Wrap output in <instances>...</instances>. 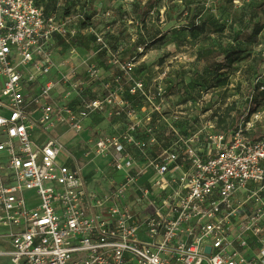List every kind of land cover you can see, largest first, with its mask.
I'll list each match as a JSON object with an SVG mask.
<instances>
[{
    "label": "built area",
    "instance_id": "built-area-1",
    "mask_svg": "<svg viewBox=\"0 0 264 264\" xmlns=\"http://www.w3.org/2000/svg\"><path fill=\"white\" fill-rule=\"evenodd\" d=\"M75 20L39 0H0V258L264 264V137L250 135L263 112L246 111L229 130L216 132L210 121L183 136L174 125L182 111L171 121L167 74L137 77L135 58L119 55L126 42L114 45L88 26L94 53L117 69L101 71L78 53ZM60 41L69 44L65 55ZM99 112L126 127L96 132L93 151L124 172L97 189L54 132L65 125L82 133ZM148 169L153 175L139 183Z\"/></svg>",
    "mask_w": 264,
    "mask_h": 264
},
{
    "label": "rangeland",
    "instance_id": "rangeland-1",
    "mask_svg": "<svg viewBox=\"0 0 264 264\" xmlns=\"http://www.w3.org/2000/svg\"><path fill=\"white\" fill-rule=\"evenodd\" d=\"M49 1L39 0L40 3H44L59 15L76 17L75 21L79 32L75 40L76 43L75 41L73 43L75 45L78 42L83 43L82 49L86 48L88 53L95 52L97 48L94 36L86 30L88 26L107 32L108 38L114 45L126 42L122 53L119 54L123 59H125L124 55L128 51L127 49L130 48L129 44L133 43L131 36L136 33L137 27V31H139L141 27L148 29L161 25L171 30V41H168V45L164 44L167 40H163V37L151 43L158 42L159 46L155 47L150 57H152L153 63L161 62V60L169 62L173 69L169 80L171 87L178 84L180 87H173L172 90L176 92L179 90V93L176 94H186L190 97V104L182 108L177 107L178 110L185 111L182 117L174 122L182 135L186 136L185 134H188L190 130L192 132L198 130L204 125V122L210 121L215 124L216 132L229 130L237 124V117L241 118L248 110L263 112L258 127L264 133V89L261 88L264 86V64L257 70L254 62V56L259 51H264V28L257 41L247 40L253 29V23L249 21L248 17L252 16L254 21L264 23V0H161L152 4L151 7L143 3L145 0H125L131 4L123 8L117 6L110 9L103 6V3L99 4L101 1L95 5L93 0H54L60 4L48 6ZM255 5L259 6L257 10L252 8ZM107 10L110 14H107ZM107 16H111L110 22L116 25L111 32L108 30L110 22L105 19ZM234 16L238 17V21L234 22ZM130 17L131 19L136 18L138 21L132 19L133 22H130ZM204 19L210 23V26L204 31L195 30L193 24ZM163 20L166 24H160V21ZM151 44L148 45L149 48L152 46ZM208 45H214L226 51L240 49L242 51L241 59L234 64L232 69L202 65L196 61L197 50ZM68 49L69 44L66 41H60L59 52L65 55L68 53ZM82 49L78 47V53L81 55H83ZM162 49L165 51L171 49V54L166 55V52L160 51ZM95 53L92 54L93 63L101 71L109 70L106 67L112 64L109 63L108 58H105L103 53ZM137 68L138 65L135 70ZM135 70L134 74H136ZM110 71L115 74L117 69L111 68ZM224 79L226 83L218 85L219 81ZM99 86L97 82L91 95L95 96L100 93ZM215 87L218 89H213ZM207 93L210 95V102L201 104L199 100ZM175 106L172 99L171 109H173L172 107L176 108ZM207 109H211L208 114H205L204 117L199 116ZM172 115L174 113L171 114V121H173ZM38 116L39 114H36V117ZM91 118L88 123H92L93 126L94 122V127L92 130L87 128L84 131L87 133L86 140L83 139L85 144L80 151H72L79 156L82 175L87 179L89 185L92 187L98 184L95 188L99 189L101 181L108 182L109 178L122 177L124 172L114 168L110 155H97L93 151L96 132L98 131L99 135L116 133L126 127V120L98 113L93 114ZM75 133L69 137V140L63 136L61 138L67 150H70L72 145L80 140V135H78L80 133ZM136 157L141 161L146 159L138 153ZM100 175L104 178L94 182V177ZM152 175V170L148 169L141 174L139 183L145 182ZM0 264L12 263L7 257L0 258Z\"/></svg>",
    "mask_w": 264,
    "mask_h": 264
},
{
    "label": "crops",
    "instance_id": "crops-1",
    "mask_svg": "<svg viewBox=\"0 0 264 264\" xmlns=\"http://www.w3.org/2000/svg\"><path fill=\"white\" fill-rule=\"evenodd\" d=\"M133 1H135V0H133ZM146 1L147 0L143 1V3H145ZM165 1H167V0H165ZM49 2L50 3H49L48 6H54V5L58 6L60 4V3H58V1H54V0H51ZM93 3L95 5L98 4V3L99 4L103 3V6L109 7L107 9H110V8H113V7H117V6H120L121 8H123V7L128 6V5L131 4V3H127L125 0H93ZM164 7H166V6H164ZM49 9H51V8H49ZM108 11L109 10H107V12ZM105 19H106V21L110 22L112 20V17L111 16H107ZM132 19L136 20V22L138 21L136 18H132ZM132 19L130 17L129 21L133 22ZM125 22H126V20H125ZM160 24H166V22H164V20H163V21H160ZM115 26H116L115 24L110 22V24H108V30L111 32L115 28ZM128 30H130V29H128ZM137 30H138V27L136 29V33L132 34V36H131L133 43L129 42L130 43L129 44L130 48L127 49L128 51L124 55L126 60L135 58V61H136L137 65H138L137 70H135L136 76L137 77H141V78H143L145 80H149V79H154V78L156 79L157 77H161L162 78L164 73H166V74L169 73L168 76H166V78L164 79V81L167 83L168 92L171 95V98L173 99L174 104L176 105L175 106L176 108L172 107L173 109H171V114L174 113L176 110H178L177 107H181L182 108L183 106H186V105L190 104L191 103L190 97H188L186 94L185 95L176 94V93H179V90L177 92L172 90L173 87H178V88H180V87H179V84L178 85H173V87H171V82L169 81L171 79V70H173V69H171V64L169 62H165L164 60H161V62L158 61L157 63H153V59H152V57H150L151 53L155 50V47L159 46L158 42L155 43V44H151V43H153V42L159 40L161 37H163V40H167V42H165L164 44L168 45L169 44L168 41H171V30L169 28H165V27H163L161 25H157L154 28L149 27L148 29H145V28L141 27L139 29V31H137ZM75 43H76V41H75ZM149 44L152 45L150 48L148 47ZM76 45H79L78 47H80L82 49L84 44L78 42V44H76ZM139 48H141V51L139 50ZM83 49L81 51H82L83 55L86 54L85 56H87V55L90 56V55L94 54V52L93 53H88L87 50H85L86 48L84 50ZM160 51L161 52H166V55L171 54V49H167L166 51H165V49H162ZM83 52H85V53H83ZM106 68H109V70H106V71H110L111 70L110 67H106ZM213 89L217 90L218 87H215ZM202 98H204V99H202ZM202 98L199 100L201 102V104H207L211 100L210 99V95H208V93H207V95H204ZM213 101H215V100H213ZM210 110L211 109H207L205 113H203V114H201L199 116L204 117L205 114H208V112ZM181 111H182V109H181ZM184 112L185 111L183 110L181 115H180L181 117H182ZM98 114H102L103 115L104 113L99 112ZM91 119L87 120V125H88L87 128L89 130H92V127H94V122H93V126H92V123H88L89 120H91ZM184 119H185V117H184ZM90 122H92V121H90ZM122 130H123V128L121 130H119L118 132H120ZM54 133L55 134H59L61 136V138H62V136L65 137L66 140H69V137H71V135L73 133L76 134L74 131L69 130L65 125H60L59 127H57V130ZM191 133H192V130H190L188 132V134H185V135L187 136V135H189ZM78 135H80V140L77 143H75L74 145H72V148L70 149V150H73L74 152L81 150V147L85 144L83 139L86 140V137H87V133H85V132H82V133H80ZM155 153H157V152H155ZM78 158H79V156H78ZM101 178H102L101 175L98 176V177H94V182H96L97 180H102ZM94 185H96V184H94ZM97 186H98V184H97Z\"/></svg>",
    "mask_w": 264,
    "mask_h": 264
},
{
    "label": "trees",
    "instance_id": "trees-1",
    "mask_svg": "<svg viewBox=\"0 0 264 264\" xmlns=\"http://www.w3.org/2000/svg\"><path fill=\"white\" fill-rule=\"evenodd\" d=\"M161 0H147L144 4L146 6L151 7L152 4L159 2ZM75 2V1H74ZM44 4V3H43ZM45 5V4H44ZM46 6V5H45ZM48 11H53L46 6ZM254 10L259 8L258 5L252 7ZM151 9V8H150ZM249 21L253 23V29L250 33V36L247 38L248 41H257L260 33L264 28V23H260L259 21H254V17L249 16ZM234 22L238 21V17L234 16ZM210 26V23L206 21V19L202 20L201 22H196L193 24V28L195 30L204 31ZM242 51L240 49H229L223 50L220 48L215 47L214 45H208L206 47H202L198 49L196 55V61L201 63L202 65L207 66H220V68H228L232 69L234 64L241 59ZM254 62L256 65V69L259 70L262 65L264 64V51H259L257 55L254 56ZM226 80L219 81L218 85H224ZM254 110L250 111L253 112ZM240 117H237L239 121ZM259 123L255 126V128L251 132V137L253 139H261L264 137V133L258 127Z\"/></svg>",
    "mask_w": 264,
    "mask_h": 264
},
{
    "label": "water",
    "instance_id": "water-1",
    "mask_svg": "<svg viewBox=\"0 0 264 264\" xmlns=\"http://www.w3.org/2000/svg\"><path fill=\"white\" fill-rule=\"evenodd\" d=\"M206 250H207V251H210V246H208V247L206 248Z\"/></svg>",
    "mask_w": 264,
    "mask_h": 264
}]
</instances>
